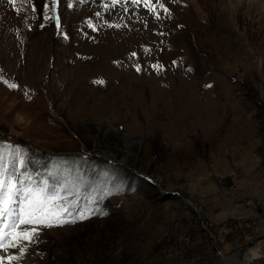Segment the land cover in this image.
Segmentation results:
<instances>
[{"label":"rangeland","instance_id":"rangeland-1","mask_svg":"<svg viewBox=\"0 0 264 264\" xmlns=\"http://www.w3.org/2000/svg\"><path fill=\"white\" fill-rule=\"evenodd\" d=\"M150 7L0 0V144L76 221L4 264H264V0Z\"/></svg>","mask_w":264,"mask_h":264},{"label":"snow or ice","instance_id":"snow-or-ice-1","mask_svg":"<svg viewBox=\"0 0 264 264\" xmlns=\"http://www.w3.org/2000/svg\"><path fill=\"white\" fill-rule=\"evenodd\" d=\"M111 2L115 6L122 0H111ZM131 2L139 4L141 0H131ZM151 2L152 0H143L145 6L155 12V9L150 7ZM10 3L15 4L16 0H10ZM53 3L58 4V0H53ZM44 7L47 8L48 5L45 4ZM104 7L107 8L108 5L105 4ZM160 7L163 8L164 5L161 4ZM32 10L35 11V8L33 7ZM164 10L168 11L167 8ZM96 15L99 16L100 13L97 12ZM55 19L59 27V16L57 15ZM89 26H93L91 21ZM96 83H103V81H96ZM9 86L17 87L15 84ZM25 163L19 146L0 144V250L8 251L9 248H18L23 252L25 248L21 247V242H34L41 226L53 227L76 222L75 218H66L73 215L70 211L71 205L63 203L64 197L59 192L50 190L47 180L32 181L24 167ZM78 215L80 219H86L87 210H80ZM21 226L32 227L21 229ZM17 259H19L17 256L7 257L9 264ZM4 260L5 257L0 256V264H4Z\"/></svg>","mask_w":264,"mask_h":264},{"label":"bare ground","instance_id":"bare-ground-1","mask_svg":"<svg viewBox=\"0 0 264 264\" xmlns=\"http://www.w3.org/2000/svg\"><path fill=\"white\" fill-rule=\"evenodd\" d=\"M124 161H127L126 159ZM260 247L257 246L254 250L250 251V256L245 257V255L242 253V256H239L240 253L234 252L233 256H239L241 264H251V262L259 259L261 257L260 255Z\"/></svg>","mask_w":264,"mask_h":264},{"label":"water","instance_id":"water-1","mask_svg":"<svg viewBox=\"0 0 264 264\" xmlns=\"http://www.w3.org/2000/svg\"><path fill=\"white\" fill-rule=\"evenodd\" d=\"M107 159H111V158H107ZM135 171H136V170H135ZM153 182H154V180H153ZM169 194H170V193H169ZM172 194L175 195L174 193H172ZM176 195H177V194H176ZM183 201H184L185 203L189 204V205H192V203H191L190 200L183 199ZM195 210H196V209H195ZM196 212L199 213L197 210H196ZM255 243H256V242L249 243L248 245H246V246H244V247H242V248L237 249V252L240 253V254H242V253H244L247 249H249V248H251L253 245H255ZM235 252H236V251H235ZM229 255L231 256V255H233V253L231 252Z\"/></svg>","mask_w":264,"mask_h":264}]
</instances>
